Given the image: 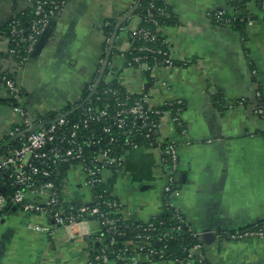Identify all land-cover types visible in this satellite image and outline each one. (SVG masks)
<instances>
[{
  "label": "crops",
  "instance_id": "crops-1",
  "mask_svg": "<svg viewBox=\"0 0 264 264\" xmlns=\"http://www.w3.org/2000/svg\"><path fill=\"white\" fill-rule=\"evenodd\" d=\"M138 1L66 0L27 63L19 67L9 60L3 66L23 85L25 110L34 121L77 106L96 79L98 61L109 60L108 81L135 96L144 94L147 108L161 112L157 140L177 146V210L194 230L210 229L215 235L212 243L203 242L190 254L207 264H264V231L262 238L231 237L243 229L264 228V119L254 113L256 92L264 101V12L253 0L242 7L233 4L237 0H157L173 20L154 31L175 64L144 73L124 68L127 52L138 49L129 39L130 30L141 24L134 13ZM12 3L0 0V53L8 47L1 31ZM218 10L239 16L243 27L220 26L209 16ZM110 21L120 29L106 49L103 29ZM7 101L1 92L0 142L17 122ZM177 101L183 103L184 135L169 117V106ZM237 101L243 105H233ZM161 148L140 144L125 152L119 172L102 174L97 189L121 204L122 218L130 224L163 214L161 195L170 171ZM63 168V203H92L80 165ZM34 225L52 223L20 210L0 216V264H86L89 240L99 232L94 221L51 234L31 229Z\"/></svg>",
  "mask_w": 264,
  "mask_h": 264
},
{
  "label": "built area",
  "instance_id": "built-area-1",
  "mask_svg": "<svg viewBox=\"0 0 264 264\" xmlns=\"http://www.w3.org/2000/svg\"><path fill=\"white\" fill-rule=\"evenodd\" d=\"M19 10L30 9L32 16L26 28L14 17L10 10L7 26L10 38L6 43H15L7 48V61L15 62L19 67L24 66L35 53L38 42L52 23L58 11L62 9L66 0H14ZM264 12V0L258 2ZM156 10V11H155ZM148 13L144 21L151 22L159 28L157 18H167L165 8L148 6ZM156 12V15H155ZM220 26L231 28L236 16H227L225 11L218 10L209 14ZM141 20V16L136 14ZM109 22L105 23V27ZM26 36L24 49L19 45V39ZM114 37V36H113ZM113 37H106V49L113 42ZM131 43L139 41L138 49L131 48L129 59L125 61V69H137L142 72H151L156 68H172L175 61L159 37V32L150 31L145 27H135L129 32ZM159 42V47L151 45ZM149 60V61H148ZM4 62L0 61V72L6 71ZM109 60L100 59L95 81L87 86L90 96L95 100L87 99L80 108L78 117L68 119L67 112H56L54 119L43 124L40 119L32 121L25 110L26 91L23 85L15 79H6L0 82V93L6 95L11 112L17 117V122L9 128L3 139L14 140L19 145L7 148L0 155V179L2 176L10 180V188L4 189L0 184V216L15 207L24 214L41 215L49 219L51 227L30 226L31 229L52 233L56 228L71 229L87 221H94L99 229L97 235L91 238L90 255L86 264H207L201 257L190 254L183 261L168 260L165 255L167 242L173 237L172 232L182 228L190 233L199 243L202 241L201 231H196L185 220L175 206L176 191L174 189L173 173L177 167L178 149L171 142L161 144L156 133L157 123L151 120L152 115L160 116V111H153L146 106L144 94L133 95L108 81L111 72L108 71ZM7 72V71H6ZM8 73V72H7ZM9 74V73H8ZM99 83H98V79ZM98 83V85H97ZM102 86L99 90L98 87ZM255 114L264 119V109L257 107L261 98L256 92ZM101 99L104 103L100 105ZM109 99V100H108ZM111 100V102H109ZM233 105L241 106L243 101ZM169 117L180 134H185L180 112L183 107L181 101L169 106ZM33 126L34 129L30 130ZM112 129L120 132L119 138L104 139L101 135L110 134ZM143 134L149 147H162V160L169 168L170 174L167 184L162 190L163 212L172 211L176 220L175 227L158 235L151 232L158 231L153 222L137 224L130 227L122 218L121 204L112 197L104 198L95 195L102 174L106 169L119 172L123 167L124 155L128 150H136L140 144L132 136ZM87 149L94 153L87 154ZM78 164L85 175V185L93 193V201L80 207L66 205L56 190L55 179L59 175L62 165ZM5 190H8L5 193ZM31 197L32 199H30ZM130 229L135 235L118 246V239L125 236V230ZM264 228L243 229L231 235L233 239L247 236L263 237ZM220 235H217L219 237ZM160 248L156 249L153 244ZM196 245L194 248H200Z\"/></svg>",
  "mask_w": 264,
  "mask_h": 264
},
{
  "label": "trees",
  "instance_id": "trees-1",
  "mask_svg": "<svg viewBox=\"0 0 264 264\" xmlns=\"http://www.w3.org/2000/svg\"><path fill=\"white\" fill-rule=\"evenodd\" d=\"M251 0H237L236 2H234V5H237L238 7H242L243 5H245V3L250 2ZM256 3L259 2L260 0H253ZM149 4H154V8H158V7H163L161 2L157 1V0H139L138 1V6L137 8L134 10V13L139 14L142 18H141V24L139 25V27H145L148 28L150 31H154L155 30V26L153 25V23L151 22H146L144 21V17L147 15L148 11V5ZM19 6L17 5V2L13 0L12 3V12L14 13V17L15 19L19 20L21 22V26L23 28L27 27L29 18L32 16V13L30 11V9L25 8L24 10H19L18 8ZM156 11V10H155ZM165 11L167 12V18H157L159 21V26L161 27L162 25L165 26L166 24H170L172 23V17H171V13L170 11L167 10V8H165ZM156 15V12H155ZM227 16H235V15H227ZM243 21L239 16H236V19L232 25V29L233 30H240L243 27ZM118 27V23L116 21H110L109 25L104 27L103 32L104 35H106L107 37H113L114 35H117L119 32ZM1 36H3L6 39L10 38V31H9V27L7 26V24L5 25V27L2 29L1 31ZM26 43V36H23L22 38L19 39V45L22 46V49H24V45ZM159 42H157L156 44L151 45L152 47H159L158 46ZM140 42L139 41H135L134 42V46L136 48L139 47ZM7 48H12L15 46V43H9L7 44ZM113 52H116L115 50ZM128 55V54H127ZM126 55V56H127ZM8 60V56L6 53H0V61H7ZM149 61V60H148ZM6 75V79H11L12 75L8 74L6 71L4 72H0V82L2 81V78ZM114 85V84H113ZM102 88V86L100 85L98 87V89L100 90ZM87 99H90L91 101L95 100V96H90L87 88L84 89L82 97L80 99V101L78 102V105L72 108H66L64 109L62 112H67L68 114L66 115V117L68 119L70 118H76L78 117V113L80 112V108L79 106H81L83 103H85L87 101ZM104 100L107 99H101L100 105H102L104 102ZM109 100V99H108ZM9 104V101H7ZM111 102V100L109 101ZM102 103V104H101ZM258 105L257 107H260L262 109H264V101L260 98L257 101ZM170 108V107H169ZM55 116V113H49L47 115H45L44 117L40 118V121L43 124L48 123L49 121L53 120ZM159 116L158 115H152L151 116V120L154 121L155 123H157ZM102 137H104V139L109 140L111 137L114 138H119L120 136V132L116 131V129H112L110 134L107 135H101ZM157 135L155 132H153L152 134V139L156 138ZM133 140L137 141L139 144H147V140L144 138L143 134H139V135H134L132 136ZM155 140V139H154ZM19 145L18 142L14 141V140H9V139H3L0 142V155H2V153L5 152V150L7 148H11V147H15ZM95 151L93 149H87L86 153H94ZM64 166L66 165H62L59 171V175L56 177L55 179V186H56V190L57 192L60 194V185H61V179H62V173L64 171ZM0 184L3 185L4 189H9L10 191H13L15 188H10V180L4 176L1 177L0 179ZM8 190H5V193H7ZM95 195L97 196H102L104 198H107L109 196H107V194H104L102 192H100L98 189H95ZM12 210H19L18 207H15ZM11 210V211H12ZM151 222L154 223L156 229L158 231L155 232H151L152 235H158L164 231H168L171 228L175 227L177 224L176 220L173 218L172 216V211H165L163 212V214L155 219H153ZM126 225H129L130 227L133 226V224H130L128 222H124ZM125 230V229H124ZM135 234L130 230V229H126L125 230V236L117 238L118 239V246H120V244H122L123 241L125 240H130ZM173 237L171 239L168 240L167 247L165 250V255L166 258L168 260H172V261H183L185 259L188 258L189 252L192 248H194L196 245H203V243H199L194 237H192V235H190V233H187L185 231L184 228H182L180 231H175L172 232ZM153 246L157 249L160 248V245H158L157 243H154Z\"/></svg>",
  "mask_w": 264,
  "mask_h": 264
},
{
  "label": "water",
  "instance_id": "water-1",
  "mask_svg": "<svg viewBox=\"0 0 264 264\" xmlns=\"http://www.w3.org/2000/svg\"><path fill=\"white\" fill-rule=\"evenodd\" d=\"M117 28H118V27H117ZM48 30H49V27L47 28V30L45 31V33L43 34V36L40 38V40H39V42H38V45H39V43L41 42V40H42V38L44 37V35L48 32ZM115 36H116V35H114L113 40H114ZM100 78H101V77H99V79H98V83H99ZM98 83H97V85H98ZM33 129H34V127L31 126V127H30V130H33ZM176 177H177V175H176ZM176 177H175V178H176ZM201 233H202V241H203L204 243H206V244H210V243H212V242L215 240V235L213 234V231H212V230H210V229H205V230H202Z\"/></svg>",
  "mask_w": 264,
  "mask_h": 264
}]
</instances>
